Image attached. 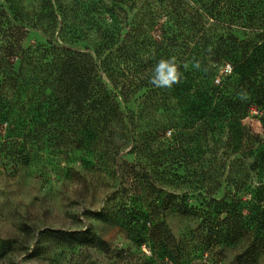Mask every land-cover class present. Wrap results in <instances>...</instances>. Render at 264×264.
I'll return each instance as SVG.
<instances>
[{
  "label": "trees",
  "instance_id": "16d2710c",
  "mask_svg": "<svg viewBox=\"0 0 264 264\" xmlns=\"http://www.w3.org/2000/svg\"><path fill=\"white\" fill-rule=\"evenodd\" d=\"M3 1L0 156L18 170L37 160L47 138L62 151L104 143L120 153L136 135L134 106L142 90L148 94L141 103L145 108L153 109L158 96L166 103L176 100L185 108L183 118L201 122L205 141L215 143L204 157L203 171L191 175L204 189L202 203L191 205L187 196L176 194L162 199L157 181L171 180L166 177L171 172L154 178L148 167L126 160L123 171L151 200L149 213L127 221L126 227L141 231L140 244L154 242L159 232L167 241L171 231L162 218L174 209L199 221L192 241L211 250L239 245L231 264H260L264 149L261 135L244 120L256 110L264 126V0ZM73 11L80 15L71 23ZM84 15L92 18L78 19ZM30 28L42 31L48 45L25 47ZM80 41L83 50L73 47ZM162 60L177 66L179 82L170 88L151 82ZM164 72L160 69V78ZM179 127L170 118L164 129ZM216 135L224 137L220 147ZM172 176L171 184L184 178ZM243 190L252 192L253 200L239 197ZM86 239L94 247L109 248L95 233ZM168 254L173 261L184 259L175 251Z\"/></svg>",
  "mask_w": 264,
  "mask_h": 264
},
{
  "label": "rangeland",
  "instance_id": "374dc122",
  "mask_svg": "<svg viewBox=\"0 0 264 264\" xmlns=\"http://www.w3.org/2000/svg\"><path fill=\"white\" fill-rule=\"evenodd\" d=\"M67 1L74 4L76 0ZM90 1L86 0V5ZM3 2L0 0V4ZM105 3L109 2L105 0ZM60 5V2L56 3V9L61 10ZM76 13L79 12L69 14V22L77 19ZM91 18L84 15L78 19L89 21ZM42 44L48 45V37L42 31L30 28L24 46ZM73 47L83 50L85 43L80 41ZM144 95H148L147 90L140 92L139 102L134 106L138 112L136 135L120 153L104 143L62 151L54 148L47 138L37 160L18 170L0 156V264L232 263L241 250L239 245L211 250L197 240L192 241L191 232L199 221L182 216L174 209L165 212L162 218L166 219L171 231L167 241L161 239L164 233L159 232L154 242L140 244L138 235L141 231L130 232L126 227L127 221L146 216L151 202L123 171L126 160L131 164L138 161L142 167H148L154 178L164 170L171 172L166 175L171 180L157 181L158 190L163 191L160 193L162 199L168 200L169 194L181 198L187 196L191 205L200 206L204 189L192 180L191 175L203 171L207 165L204 157L215 146L213 142L207 143L199 131L201 122L190 123L183 118L185 108L176 100L166 103L158 96L151 109L141 105ZM170 118L180 126L179 131H165L164 126ZM260 118L261 113L254 110L244 123L261 135V148L264 149V126ZM216 139L220 147L224 137L216 135ZM175 174L184 178L171 184ZM224 193L222 189L218 195L223 197ZM239 197L251 201L254 194L243 190ZM123 204H127L128 210ZM56 233H63L64 237ZM87 233L102 237L109 243V248L92 246L86 239ZM175 242L180 244L176 248ZM169 251L181 254L184 259L171 260ZM260 264H264V257Z\"/></svg>",
  "mask_w": 264,
  "mask_h": 264
},
{
  "label": "clouds",
  "instance_id": "9594fccd",
  "mask_svg": "<svg viewBox=\"0 0 264 264\" xmlns=\"http://www.w3.org/2000/svg\"><path fill=\"white\" fill-rule=\"evenodd\" d=\"M174 59V58H173ZM160 69H164V75L162 78L159 77ZM157 87H168L170 88L174 83L179 82L177 74V66L173 61L162 60L157 65L153 79L151 81Z\"/></svg>",
  "mask_w": 264,
  "mask_h": 264
}]
</instances>
